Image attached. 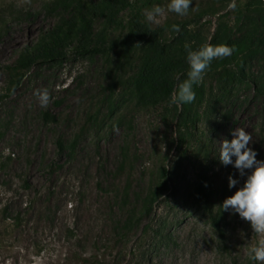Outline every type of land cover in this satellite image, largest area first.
<instances>
[{
  "label": "rangeland",
  "instance_id": "374dc122",
  "mask_svg": "<svg viewBox=\"0 0 264 264\" xmlns=\"http://www.w3.org/2000/svg\"><path fill=\"white\" fill-rule=\"evenodd\" d=\"M251 1L192 0L187 15L166 12L159 24H151L186 25L208 41L221 24L248 36L251 26L241 16ZM55 2L63 0H0V264H141L145 255L143 264L245 262L250 248L264 236L229 209L228 248L223 249L189 191L202 171V132L216 159L211 168L215 183H229V175L238 181L228 197L254 169L241 176L233 164L223 165L220 142L230 141L236 128H244L253 138L249 147L264 161V96L241 91L228 109L219 105L209 122H200L178 163L181 106L169 101L140 108L132 92L138 56L111 47L127 34L129 14L117 18L122 31L117 25L109 31L104 23L96 26L94 40L98 44L105 38L109 53L70 52L38 64L9 94L6 67L56 24L57 17L51 15ZM249 70L264 80L263 62L251 64ZM210 87L215 89V81L207 84ZM45 90L50 99L43 107L37 92ZM76 137L74 159L59 157L58 142L69 144ZM163 167L177 171L171 191L127 234V246L117 244L115 229L131 209L139 208V197L148 193ZM156 230L165 238L155 237Z\"/></svg>",
  "mask_w": 264,
  "mask_h": 264
},
{
  "label": "trees",
  "instance_id": "16d2710c",
  "mask_svg": "<svg viewBox=\"0 0 264 264\" xmlns=\"http://www.w3.org/2000/svg\"><path fill=\"white\" fill-rule=\"evenodd\" d=\"M164 0H63L55 2L51 15L56 16V24L39 37L36 43L27 46L16 59L6 67L9 74L8 92L11 94L25 79L26 71L38 64L48 63L54 59H63L70 52L86 54H107L111 49L107 40L101 43L94 40L95 28L104 23L106 30L117 25V30L123 27L118 25L117 18L121 14H129L127 34L113 41V51H125L128 55L138 56L139 66L133 77L132 92L140 108H157L168 104L176 90V76L180 80L186 78L188 64L184 45L189 44L193 50L199 49L205 43L212 45L226 44L234 48L231 56L213 60L206 71L203 83L194 86L196 99L191 104L181 106L178 114V148L180 163L191 146V140L196 136L200 122H209L217 112L219 105H233V98L241 91H256V96H264V80L254 77L249 70L250 65L264 63V1L252 0L248 3L242 21L251 26L250 34L241 37V30L233 31L221 24L213 40H204L200 34L188 31L186 25H179L180 32L172 31V24L166 23L161 27H154L144 16L145 9L155 5H162ZM59 11V12H58ZM59 13L55 14L54 13ZM121 25V27H120ZM6 27V25L4 26ZM120 27V28H119ZM7 33V29L2 30ZM238 35H240L238 37ZM1 36V32H0ZM140 44V45H136ZM215 81V89L207 84ZM50 123L55 122L53 116L44 114ZM228 113L224 115L228 119ZM217 123V122H215ZM224 126L225 122H221ZM207 140L202 132V171L197 173L195 187L189 191L202 207L203 213L209 218L214 233L219 237L223 249L228 248L227 228L230 227L229 210L224 211L223 201L228 198L232 188L229 183L222 185L215 183L212 166L216 159L210 156ZM79 137L69 144L58 142L59 154L66 155L69 160L74 159ZM257 153V160H261ZM180 165V164H179ZM176 169L163 167L156 180L151 184L148 193L139 197V208L128 212V218L120 227L117 226V244L127 246V234L139 225L140 221L151 216L154 207L160 203L171 191V182L177 175ZM211 172V173H210ZM231 176V175H229ZM126 190L124 198L127 199ZM125 206V202H122ZM247 222V221H245ZM250 225V222H247ZM251 226V225H250ZM159 239H164L162 230L153 232ZM259 242H256V245ZM146 255L141 264L145 263ZM233 264H258L249 259L245 262L233 261Z\"/></svg>",
  "mask_w": 264,
  "mask_h": 264
},
{
  "label": "clouds",
  "instance_id": "9594fccd",
  "mask_svg": "<svg viewBox=\"0 0 264 264\" xmlns=\"http://www.w3.org/2000/svg\"><path fill=\"white\" fill-rule=\"evenodd\" d=\"M30 3V0H25ZM192 0H169L166 8L159 5L151 9L144 10V16L150 23L159 24L160 18L166 12H172L180 16L187 15ZM172 31L179 33V25H172ZM140 45V44H136ZM186 50V61L189 66L186 78L178 82L176 90L171 96L172 103L177 106L191 104L196 99L194 86L203 83L206 71L210 68L213 60L223 59L232 55L234 48L226 44L212 45L205 43L199 49L193 50L189 44L184 45ZM41 100V106L46 107L49 102V95L46 92H37ZM233 139L230 141L225 138L220 142L219 160L223 165L233 164L240 175L245 174L246 169H254L247 176L243 186L240 187L232 196L223 201L222 210L232 209L238 213L240 218L250 222L253 232L259 236H264V161L257 160V153L249 147L252 143V136L244 128L238 127L232 132ZM233 157L235 161L233 162ZM229 187H235L238 181L229 176ZM249 259L258 264H264V240L248 253Z\"/></svg>",
  "mask_w": 264,
  "mask_h": 264
}]
</instances>
